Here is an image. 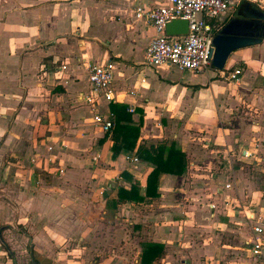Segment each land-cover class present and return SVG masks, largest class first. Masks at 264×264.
I'll use <instances>...</instances> for the list:
<instances>
[{"label": "crops", "instance_id": "0c3cea01", "mask_svg": "<svg viewBox=\"0 0 264 264\" xmlns=\"http://www.w3.org/2000/svg\"><path fill=\"white\" fill-rule=\"evenodd\" d=\"M166 1L0 0V264L255 263L247 218L264 209V39L216 74L148 67L156 33L135 9ZM243 2L264 13V0H233L219 30ZM108 62L113 101L90 107L86 65ZM232 66L238 83L222 74ZM114 104L140 125L117 157L93 123ZM160 145L184 155L181 175L163 174L158 197L120 201L132 185L144 196L154 168L138 147ZM240 150L255 155L235 160ZM147 244L162 249L142 263Z\"/></svg>", "mask_w": 264, "mask_h": 264}, {"label": "built area", "instance_id": "2783aa9c", "mask_svg": "<svg viewBox=\"0 0 264 264\" xmlns=\"http://www.w3.org/2000/svg\"><path fill=\"white\" fill-rule=\"evenodd\" d=\"M239 1L236 3V5ZM235 7L233 0H167L163 6L149 9L137 7L135 17L144 19L156 35L145 49V63L148 67L165 66L181 72H202L212 67L214 52L213 38L219 30L221 17L231 13ZM175 20L187 22L188 31L185 35L167 36L166 26ZM89 91L83 96V101L90 107L99 100L113 101L111 85L114 80L112 63L105 65L87 64ZM223 71V70H222ZM225 78L232 83L240 81L242 72L239 68L230 67ZM134 110L130 109L129 112ZM93 123L103 134H108L113 127L110 117L95 115ZM258 144H253L255 151ZM253 151L240 150L235 154V160L252 158ZM233 157V156H232ZM126 161L138 162L136 156L126 155ZM230 163V168H231ZM61 172V171H60ZM226 189L230 184H225ZM213 207V206H211ZM249 219V220H248ZM249 247L254 264H264L262 250L264 247V209L253 213L249 218ZM261 262V263H260Z\"/></svg>", "mask_w": 264, "mask_h": 264}, {"label": "trees", "instance_id": "16d2710c", "mask_svg": "<svg viewBox=\"0 0 264 264\" xmlns=\"http://www.w3.org/2000/svg\"><path fill=\"white\" fill-rule=\"evenodd\" d=\"M255 6V5H253ZM255 8H258L255 6ZM259 9V8H258ZM111 122L113 127L109 135L112 140L111 152L113 157H117L123 152L132 151L140 134V125L135 126L131 121L130 115L123 106L111 105ZM137 156L150 162L154 168L146 176V186L144 196H139V190L136 185H132L129 191L118 190V199L120 201L144 202L146 199L158 197V181L163 174L181 175L184 169V155L176 149L174 145L151 147L146 149L138 147ZM123 178L131 179L125 172H122ZM143 250V260L155 259L161 252L162 247L158 244H147Z\"/></svg>", "mask_w": 264, "mask_h": 264}, {"label": "water", "instance_id": "95a60500", "mask_svg": "<svg viewBox=\"0 0 264 264\" xmlns=\"http://www.w3.org/2000/svg\"><path fill=\"white\" fill-rule=\"evenodd\" d=\"M238 11L241 16L230 19L214 36L212 68L222 71L230 54L236 50L256 46L264 39V13L253 4L243 2ZM188 31L187 22L175 20L166 26L167 36L185 35ZM0 242L9 250L0 230Z\"/></svg>", "mask_w": 264, "mask_h": 264}, {"label": "rangeland", "instance_id": "374dc122", "mask_svg": "<svg viewBox=\"0 0 264 264\" xmlns=\"http://www.w3.org/2000/svg\"><path fill=\"white\" fill-rule=\"evenodd\" d=\"M238 10V9H237ZM230 17V15H228L227 17H226V19L227 18H229ZM210 69V71L212 72V73H215L216 74V72H215V70H214V68H212V67H210V68H207V70H209ZM206 70V69H205ZM255 143H257L258 145H261V142H259V141H257V140H255L254 141ZM253 142V144H255ZM258 147H260V146H258ZM259 153H260V150H259ZM261 166V168H264V163H262V164H260ZM258 175H256V177H257V179H258V181H260L259 182V187L261 188V190L263 191V193H264V170L262 169V170H259L258 171V173H257ZM4 240L6 241V239L4 238ZM0 245H1V247H3V245L0 243Z\"/></svg>", "mask_w": 264, "mask_h": 264}]
</instances>
